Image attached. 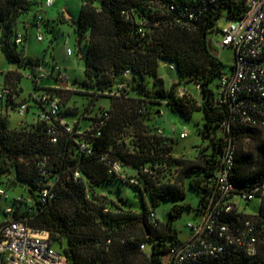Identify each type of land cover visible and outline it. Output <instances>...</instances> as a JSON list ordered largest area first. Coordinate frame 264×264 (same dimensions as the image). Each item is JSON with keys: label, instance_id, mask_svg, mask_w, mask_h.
<instances>
[{"label": "trees", "instance_id": "16d2710c", "mask_svg": "<svg viewBox=\"0 0 264 264\" xmlns=\"http://www.w3.org/2000/svg\"><path fill=\"white\" fill-rule=\"evenodd\" d=\"M80 1L79 17L73 25L77 51L84 58L83 82L75 90L55 91L61 101L60 112L50 123L39 121L37 113L31 122L11 128L8 112H16L18 105L12 95L22 91L24 76L37 90L35 79L42 66L39 59L26 55V34L22 43H16L21 33L18 24L32 9L43 7L44 0H0V51L17 68L3 74L0 86V91L9 90L5 99L0 98V186L27 189L29 196L12 201L14 218L50 232L69 264H164L169 249L182 242L172 222L185 210L200 216L207 208L211 198L207 183L222 162L229 138L236 156L231 176L235 187L243 190L247 184L264 182V126L244 124L218 102L217 84L227 72L208 41L224 10L231 20L239 19L246 12L247 0H218L207 7L194 0ZM183 8H188L185 15L180 14ZM201 8L205 9L199 13ZM124 12L130 14L129 19ZM189 13L199 18L194 30L184 28L180 21ZM161 65L174 66L175 81L167 89ZM188 85L199 92V107L189 105ZM181 87L183 95L179 94ZM76 95L88 104L69 122L67 117L80 112L72 103ZM103 99L114 102L110 108H100L98 102ZM25 101L29 103L27 113L43 109L33 97ZM163 104L183 121H189L193 112H203L198 134L210 144L202 150L199 162L183 167L172 184L159 176L160 169L183 162L173 154L171 136L158 125L162 110L152 111ZM225 121L230 123V135L223 132ZM69 125L71 132L67 131ZM50 129L55 131L56 143L51 141ZM249 139L254 142L252 149L247 147ZM81 143L90 145V153L81 149ZM109 161L122 164L124 178L110 172ZM42 164L46 176L41 174ZM76 172L80 177H75ZM187 184L200 196L197 208L186 202ZM44 187L51 191L46 202L40 195ZM129 192L138 203L129 199ZM167 200L176 204L163 223L157 207ZM239 215L251 218L256 226L257 256L247 257L241 249L226 246L214 263L264 264V198L257 215ZM229 217L223 221L235 228L236 218ZM148 242L154 245L150 255L145 252Z\"/></svg>", "mask_w": 264, "mask_h": 264}, {"label": "built area", "instance_id": "2783aa9c", "mask_svg": "<svg viewBox=\"0 0 264 264\" xmlns=\"http://www.w3.org/2000/svg\"><path fill=\"white\" fill-rule=\"evenodd\" d=\"M55 0H44L43 7L48 8L54 4ZM192 1V0H191ZM199 1L207 7L218 0H194ZM205 8H201V13ZM171 10H176L171 6ZM188 8H183L180 14L185 15ZM129 19L130 14L124 12ZM187 19H182L184 28L194 30L195 24L199 20L197 14L189 13ZM47 21L43 14H36L33 25L37 28L36 39L44 40V28ZM138 32L144 36L142 27ZM222 47H230L234 51V63L230 72L223 74L217 84L216 97L218 102L230 108L234 117H238L244 124L251 127L264 126V0H247L246 12L239 18L232 20L231 25L222 31ZM69 38L64 41L67 47L66 54L73 55V50L69 47ZM23 34L19 33L16 43H22ZM50 70L44 66L38 67L37 85L42 80L54 79L56 85L42 90H35L30 97L41 103L43 109L38 112V119L42 122L50 123L60 112V98L55 94L56 90L64 88L63 83L68 81L67 73L56 63L46 62ZM167 66V65H165ZM171 71L173 65L167 66ZM128 75V72L125 73ZM48 89V90H47ZM185 89L179 88V94L183 95ZM9 90L0 91V98H6ZM118 94V93H111ZM13 100L18 104L16 112L21 116L27 114L29 103L20 100V94H13ZM11 111L8 112V114ZM107 118L108 115L104 114ZM64 124V123H63ZM223 132L230 135L231 127L229 121L222 124ZM72 126H67V131L71 132ZM162 134V129L158 131ZM52 135V143L57 142L54 129L49 130ZM188 137V133L183 131L181 139ZM229 138V137H228ZM81 149L90 153V145L81 143ZM110 172L118 178H124L123 167L120 162H108ZM236 165L234 145L231 138L224 149L222 162L215 173L214 178L207 183L211 189V198L207 208L199 216V221L187 225L189 234L186 239L168 251V261L164 264H215V258L224 251L226 246H234L241 249L247 257H255L258 254L259 238L256 235V226L251 218H242L239 214H249L245 209L241 210V202H252L258 200L259 203L264 198V182L258 184H247L246 189L238 190L231 181L233 169ZM42 164L41 174L46 176L47 170ZM75 177H80L76 172ZM130 183L136 184L135 180ZM42 202L51 198V191L42 188ZM0 198L7 199V191L0 186ZM16 208L9 206L2 208L0 205V264H69L65 255L54 250V241L50 232L46 230H36L30 227L25 220H16L14 213ZM235 211V214H234ZM235 216H234V215ZM236 218L235 228L223 221L224 219ZM257 215V214H256ZM152 221L155 222V215L152 214ZM144 249V246H142Z\"/></svg>", "mask_w": 264, "mask_h": 264}, {"label": "rangeland", "instance_id": "374dc122", "mask_svg": "<svg viewBox=\"0 0 264 264\" xmlns=\"http://www.w3.org/2000/svg\"><path fill=\"white\" fill-rule=\"evenodd\" d=\"M66 7L70 15L77 21L79 17V12L81 9V1L80 0H58L55 6V10H60L61 8ZM47 9V8H46ZM50 9V8H49ZM40 12L43 14L45 11L44 8H34L31 11L35 14L36 12ZM57 11H55L54 18L57 17ZM18 24V29L20 32H24L23 25L21 23ZM232 23L231 18L228 17V10L225 9L223 12L222 18L218 21L217 25L214 28V31L209 33L208 41L210 42L211 48L218 52V56L222 63L226 66V72L231 71V67L234 63V51L230 47H222L220 45L222 41V31L225 28H228ZM69 37V47L73 50L72 56H67L66 49L67 47L64 45L65 39ZM37 28L34 26L28 30V40L26 42V49L31 55L35 57H39L42 63L47 70L50 68L45 64L44 60H50L51 62H56L62 70L66 71L70 77V88L75 90L76 87L84 80V58L81 57L77 51V35L74 31V25L70 24H61L55 23L54 31L47 32L44 28V40L38 41L36 39ZM82 54L85 53L84 48L82 49ZM54 59V60H52ZM54 62V63H55ZM17 69L13 64L9 63L4 54L0 51V71L7 72L9 69ZM160 75L164 78V88H169L172 83L175 81V74L172 72L167 66L161 65L160 67ZM3 79V76L0 74V83ZM46 80V81H45ZM42 80V85L49 84L51 79ZM22 91L20 92V100H27L30 98V95L35 91L34 83L27 76H24L21 82ZM190 96L187 100L189 105L195 104L197 107L200 106L202 100L199 97V92L193 85H188ZM118 95V94H116ZM68 96V95H67ZM70 98L72 95H69ZM76 103L79 107L80 112L77 115H72L67 117V121L73 122L78 116L84 111L85 106L88 104V100L84 99L80 96H74L72 103ZM114 101L111 99H103L98 102V107L100 108H110L111 104ZM161 109L162 113L157 117L158 125L164 130L165 134L171 136L170 144L173 148V154L175 158H178L183 162L182 165H174L165 169H160L159 176L165 182H170L171 184L176 182V178H178L181 174L182 168L186 166H191L199 162L200 155L202 150H206L209 148L210 144L207 140H203L202 137L198 134V129L202 127L203 124V112H193L192 118L189 121H183L177 115L173 114L171 111L167 110L165 105H161L159 107L154 106L152 111L155 109ZM33 111V112H32ZM39 111L38 109H32L31 112L21 116L18 112H10L8 116V123L11 128L20 127L22 122H31L35 114ZM186 131L188 133V137L185 139L180 138V134ZM175 140V141H174ZM248 146L252 149L254 145L253 140H247ZM162 179H160L161 181ZM7 199H0V205L2 208H7L12 206V201L15 198L20 197L21 195L29 196L27 189L18 187L16 189H7ZM186 202L191 204L194 208L198 207L200 196L199 194L192 189L188 184L186 187ZM129 199L138 203V198L134 195L133 192L128 193ZM147 196H145L146 198ZM178 203V202H177ZM176 204L175 201L167 200L160 203L157 207V215L161 222L166 223L168 221V210ZM246 210L249 214L255 215L259 211V201L254 200L252 202L246 203L241 202V210ZM199 216L196 215L194 211L185 210L182 212L181 216L175 219L172 222V226L177 231L179 239L184 240L187 238L189 234V229L187 225L189 223H195L199 221ZM167 244H170V240L165 241ZM154 245L152 242L147 243L146 254L150 255L153 252ZM54 250L58 253L63 254V250L59 247V245H54ZM168 256H165L164 262L167 263Z\"/></svg>", "mask_w": 264, "mask_h": 264}, {"label": "crops", "instance_id": "0c3cea01", "mask_svg": "<svg viewBox=\"0 0 264 264\" xmlns=\"http://www.w3.org/2000/svg\"><path fill=\"white\" fill-rule=\"evenodd\" d=\"M57 1L58 0H55L54 1V4L51 6V7H48L47 9L45 8V7H41V8H44L45 9V11H43L44 13H43V16H44V18H45V20L47 21V24H48V26H47V28H46V31L47 32H53L54 31V26H55V23L56 24H58V23H61V24H70V25H73V23L75 22V19L70 15V13L68 12V9L66 8V7H63V8H61L60 10H55V6H56V4H57ZM41 8H39V9H41ZM50 8V9H49ZM55 11H57L58 13H57V17H53L54 16V14H55ZM31 13V12H30ZM29 13V15H27L26 17H24L23 19H22V25H23V28H24V32H21L22 34H26L27 36H28V30L30 29V28H32L34 25H33V20H34V18H35V16H36V14H39L40 12L38 11V12H36L35 14H33L32 13V15ZM70 37V34L68 33V38ZM28 38V37H27ZM26 55L27 56H29V57H31V58H33V59H35V60H37V59H39L40 60V58L39 57H35L34 55H31L29 52H28V49H26ZM68 56V55H67ZM72 56V55H71ZM52 60H54V59H52ZM45 62H48V61H50V60H44ZM55 62V61H54ZM56 63V62H55ZM57 64V63H56ZM58 65V64H57ZM59 66V65H58ZM14 70H16L15 68H13V69H9L8 71H14ZM66 72V71H65ZM5 72H2V71H0V74L2 75V76H4L3 74H4ZM67 73V72H66ZM67 75H68V73H67ZM68 77H69V75H68ZM29 78V77H28ZM30 79V78H29ZM48 79V78H47ZM51 79V78H50ZM3 81H4V77H3V79H2V81H1V83H0V86L1 85H3ZM46 81V80H45ZM47 81H51L49 84H46V85H42V83L40 82L39 83V85H37V89H39V88H43V87H51V86H55L56 85V80H54V79H51V80H47ZM70 77L68 78V81L67 82H65V83H63L62 84V86L64 87V88H67V89H71L70 88ZM32 110V109H31ZM31 110L29 111V112H31ZM33 112V111H32ZM36 115V114H35ZM35 118V117H34ZM23 123H25V122H22L21 123V125L23 124ZM167 135V134H166ZM169 136V135H168Z\"/></svg>", "mask_w": 264, "mask_h": 264}, {"label": "water", "instance_id": "95a60500", "mask_svg": "<svg viewBox=\"0 0 264 264\" xmlns=\"http://www.w3.org/2000/svg\"><path fill=\"white\" fill-rule=\"evenodd\" d=\"M213 54H214V55H218V52H216V51H213Z\"/></svg>", "mask_w": 264, "mask_h": 264}]
</instances>
